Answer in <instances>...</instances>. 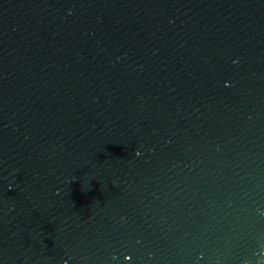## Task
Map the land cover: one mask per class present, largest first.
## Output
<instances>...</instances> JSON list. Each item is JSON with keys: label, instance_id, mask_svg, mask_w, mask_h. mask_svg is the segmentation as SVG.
Listing matches in <instances>:
<instances>
[{"label": "water", "instance_id": "water-1", "mask_svg": "<svg viewBox=\"0 0 264 264\" xmlns=\"http://www.w3.org/2000/svg\"><path fill=\"white\" fill-rule=\"evenodd\" d=\"M0 264H264V0H0Z\"/></svg>", "mask_w": 264, "mask_h": 264}]
</instances>
